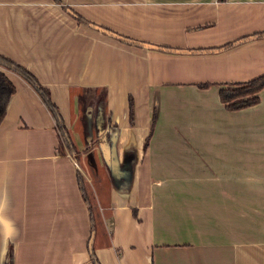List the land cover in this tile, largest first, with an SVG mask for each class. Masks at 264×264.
Here are the masks:
<instances>
[{
  "label": "crops",
  "instance_id": "0c3cea01",
  "mask_svg": "<svg viewBox=\"0 0 264 264\" xmlns=\"http://www.w3.org/2000/svg\"><path fill=\"white\" fill-rule=\"evenodd\" d=\"M0 54L49 90L78 150L94 119L129 180L91 188L94 216L51 112L0 65L15 86L0 122V264H93L91 249L100 264H264V88L237 110L219 98L264 72V0H0ZM84 92L98 109L80 130Z\"/></svg>",
  "mask_w": 264,
  "mask_h": 264
},
{
  "label": "trees",
  "instance_id": "16d2710c",
  "mask_svg": "<svg viewBox=\"0 0 264 264\" xmlns=\"http://www.w3.org/2000/svg\"><path fill=\"white\" fill-rule=\"evenodd\" d=\"M226 44V46L230 45ZM0 65L4 68H7L9 70H12L16 72L19 76H21L39 95V97L42 99L46 107L51 112L54 122H55V128L58 132V136L61 140L60 149L64 150V148L70 152L73 157L75 154L76 146L72 140V137L70 135L69 130L66 128L63 118L55 105V103L51 100L50 92L47 88L43 87L36 77L30 73L27 69L20 66L19 64L13 62L12 60L2 56L0 54ZM201 86H206L207 84H200ZM264 88V72L253 77L252 79L246 81V82H239L233 84L232 87H221L219 89V98L221 102L225 104V107L230 110H237L241 109L247 106L254 105L259 102V96L258 92ZM15 92V86L11 82V80L7 77V75L4 72L0 71V122L3 120L5 116V112L7 109L8 102L12 96V94ZM99 101V110L103 109V94L101 93L98 98ZM130 103V118L132 116V107ZM152 129L149 132V135L151 134ZM149 137V136H148ZM148 137L144 141L143 147L145 148ZM109 142L110 144L113 143V139L111 136H109ZM127 168L129 167V164H126ZM121 170H125V168H122ZM82 179L79 177V185L82 187ZM84 192V188H83ZM84 195L86 196L85 192ZM90 209V207H89ZM90 260L93 264H100L95 257V254L93 250L90 251Z\"/></svg>",
  "mask_w": 264,
  "mask_h": 264
},
{
  "label": "rangeland",
  "instance_id": "374dc122",
  "mask_svg": "<svg viewBox=\"0 0 264 264\" xmlns=\"http://www.w3.org/2000/svg\"><path fill=\"white\" fill-rule=\"evenodd\" d=\"M90 94V93H89ZM88 93H83L81 98L78 101V122H79V129L84 130L86 127L85 125V113H92L94 110V116L96 110V102L93 103V100L89 97ZM97 95V94H96ZM100 95V94H99ZM94 116H91L94 118ZM82 133V131H81ZM99 133L96 131V127L94 125V119H93V126L91 128L90 135V145L87 146V144L84 146V148L81 149H75L74 157L77 161V164L79 165L80 172L83 174L82 179V187L84 188V192L89 200H91V204L93 205V213L94 216L96 215V203L95 199L92 201V189L98 188L99 190L105 191L108 189L114 182L110 173V165L104 160L102 153H101V147L99 146V140L96 141V137ZM85 136L83 135V138ZM83 142V141H82ZM86 143V140L84 141ZM85 178V179H84ZM91 181V183H90ZM129 183V180L126 179H119L116 184L121 185L123 187H127ZM92 188V189H91ZM97 218H95L94 227L97 228ZM94 252V250H93ZM90 258V256H89Z\"/></svg>",
  "mask_w": 264,
  "mask_h": 264
},
{
  "label": "water",
  "instance_id": "95a60500",
  "mask_svg": "<svg viewBox=\"0 0 264 264\" xmlns=\"http://www.w3.org/2000/svg\"><path fill=\"white\" fill-rule=\"evenodd\" d=\"M95 28L105 31L108 34L119 38L120 40L126 41V42H131V43H135V44H140L142 46L145 47H153V48H159V46H156L154 44H150V43H146V42H140V41H136L133 39H128L125 38L119 34H116L115 32L112 31H108L105 28H102L101 26L98 25H93ZM174 51H186V50H178V49H173ZM109 165H110V173L111 176L113 177L114 182L116 183L119 180V175L121 174V170H120V164L118 163L117 160V155H116V151H115V146L112 143V146L110 147V159H109ZM92 241H93V232L90 235L89 241H88V248L91 249L92 248Z\"/></svg>",
  "mask_w": 264,
  "mask_h": 264
}]
</instances>
